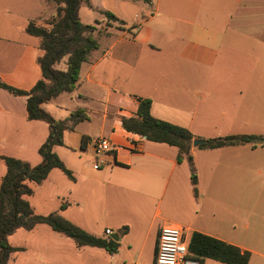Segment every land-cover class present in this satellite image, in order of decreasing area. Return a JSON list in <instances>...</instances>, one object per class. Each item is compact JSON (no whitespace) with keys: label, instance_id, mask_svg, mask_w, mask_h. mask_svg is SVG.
I'll return each instance as SVG.
<instances>
[{"label":"crops","instance_id":"crops-1","mask_svg":"<svg viewBox=\"0 0 264 264\" xmlns=\"http://www.w3.org/2000/svg\"><path fill=\"white\" fill-rule=\"evenodd\" d=\"M56 8L50 0H0L2 83L27 91L40 79V41L25 27L34 21L49 29ZM104 12L123 24L107 21ZM78 17L96 27L98 48L81 65L75 89L41 105L55 120L85 112L86 120L52 149L73 179L52 169L33 186L48 191L46 202H66L51 213L96 237H110L104 234L110 230L119 248L114 254L78 248L37 225L8 237L19 236L20 244L9 243L19 250L7 264H88L94 255L104 264H153L165 224L233 245L249 253L248 264H264V141L210 150L191 145L196 195L190 166L177 162L175 147L144 140L138 153L96 155L90 145L104 137L125 147L135 136L121 119L136 113L138 99L151 101L153 118L187 129L196 141L264 138V0H88ZM62 61L56 69L65 70ZM25 102L0 88V157L33 167L49 130L27 119ZM5 171L0 158V182Z\"/></svg>","mask_w":264,"mask_h":264},{"label":"trees","instance_id":"trees-1","mask_svg":"<svg viewBox=\"0 0 264 264\" xmlns=\"http://www.w3.org/2000/svg\"><path fill=\"white\" fill-rule=\"evenodd\" d=\"M57 5L56 17L48 23L49 29L28 22L25 32L39 39L41 54L37 64L41 77L34 86L27 90H19L0 81V88L9 94L26 99L25 109L28 120L42 121L48 125V136L39 147L41 161L36 166L19 159L0 157L5 166V174L0 182V264H7L10 255L19 250L8 243L7 239L16 230H31L37 225H46L56 233L71 239L76 247H92L114 254L119 243L110 237H96L82 228L62 218L57 213L47 215L36 214L27 201L33 195V185H41L52 169H58L68 179L73 176L64 163L52 151L56 146L63 145V134L72 131L76 124L86 120L83 110L72 112L64 120H55L45 112L41 105L56 98L62 93L72 92L78 82L80 67L88 61L90 54L98 48L93 37L95 26L84 25L78 17V9L88 0H50ZM148 3L149 0H141ZM61 5H63L61 7ZM107 21L123 24L113 14L103 13ZM64 58L65 70H58L55 65ZM151 101L138 99L136 113L129 118L122 117L123 130L130 136H141L148 142L166 144L177 149V162L186 160L190 166V181L194 195L197 194V178L193 167L191 145L196 141L185 128L166 121L155 119L150 114ZM200 150L217 149L242 144H261L264 138L254 135L224 136L198 140ZM85 138L82 139V145ZM64 208V205L61 206ZM127 228L123 227L122 234ZM189 258L202 264L210 259L222 264H248L249 253L215 238L193 232L188 241Z\"/></svg>","mask_w":264,"mask_h":264},{"label":"built area","instance_id":"built-area-1","mask_svg":"<svg viewBox=\"0 0 264 264\" xmlns=\"http://www.w3.org/2000/svg\"><path fill=\"white\" fill-rule=\"evenodd\" d=\"M144 140V137L141 136L131 137L124 147L104 137H99L93 139L90 145L96 155H111L123 149L131 153H138L141 142ZM104 234L110 236L111 232L106 229ZM188 241L189 237L184 229L170 224L161 226L157 236L153 264H199L196 259L189 258Z\"/></svg>","mask_w":264,"mask_h":264},{"label":"rangeland","instance_id":"rangeland-1","mask_svg":"<svg viewBox=\"0 0 264 264\" xmlns=\"http://www.w3.org/2000/svg\"><path fill=\"white\" fill-rule=\"evenodd\" d=\"M63 62L62 61L60 63L59 67L63 66ZM57 172L59 173V171L57 170ZM33 195L30 197H27V201L30 203V205L32 206L34 212L36 214H42V213H51V212H56V211H52L55 210V208L57 209L59 207V205L63 204L64 206H66V202L65 201H61V200H57L55 199V201L53 202H46L45 198L46 195L48 194V191L44 188H37L35 186H33ZM44 215V214H42ZM117 232V231H116ZM16 238L13 237L12 238H8L7 241L10 244H20L19 243V236H15ZM21 255V254H20ZM100 258L97 255H94L93 258L91 260L88 261V264H104L103 261L99 260ZM12 263V262H11Z\"/></svg>","mask_w":264,"mask_h":264},{"label":"water","instance_id":"water-1","mask_svg":"<svg viewBox=\"0 0 264 264\" xmlns=\"http://www.w3.org/2000/svg\"><path fill=\"white\" fill-rule=\"evenodd\" d=\"M199 143H200V141H194V142L192 143V145H193L194 147H196ZM110 238L113 239L114 241H117V240H118V236H117V235H110Z\"/></svg>","mask_w":264,"mask_h":264}]
</instances>
